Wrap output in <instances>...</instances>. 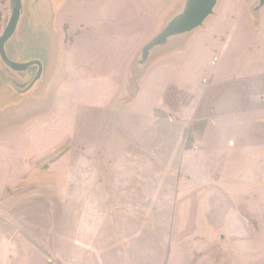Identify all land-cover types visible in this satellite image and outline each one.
Returning a JSON list of instances; mask_svg holds the SVG:
<instances>
[{"label": "rangeland", "instance_id": "1", "mask_svg": "<svg viewBox=\"0 0 264 264\" xmlns=\"http://www.w3.org/2000/svg\"><path fill=\"white\" fill-rule=\"evenodd\" d=\"M183 1L23 0L6 52L43 69L18 93L37 67L0 59V264H264V5L139 67Z\"/></svg>", "mask_w": 264, "mask_h": 264}, {"label": "water", "instance_id": "2", "mask_svg": "<svg viewBox=\"0 0 264 264\" xmlns=\"http://www.w3.org/2000/svg\"><path fill=\"white\" fill-rule=\"evenodd\" d=\"M218 0H184L179 11H177L165 24L162 30L153 36L141 49L137 65L144 67L151 51L159 46H163L175 37L185 36L195 29L201 27L204 21L213 14L214 8ZM39 0H32V7L38 4ZM264 5V0H258L253 7V11H257ZM9 18L0 34V59L11 70L16 72H24L31 66H36L37 71L32 80L24 88H19L14 83L6 80L18 93L27 92L42 74V62L38 59H32L26 62H19L10 59L7 55L5 45L13 34L17 31L21 24V16L23 14V0H9ZM41 169H47V165H42ZM220 239L225 236L219 232Z\"/></svg>", "mask_w": 264, "mask_h": 264}, {"label": "built area", "instance_id": "3", "mask_svg": "<svg viewBox=\"0 0 264 264\" xmlns=\"http://www.w3.org/2000/svg\"><path fill=\"white\" fill-rule=\"evenodd\" d=\"M216 62H217V58L214 57V58L212 59V61H211V64L214 65ZM203 82H206V80L204 79ZM168 120H169V121H172L173 118H172V117H168ZM228 144H229V146H232V145H233V141H229ZM193 147H194V148H197V146H193Z\"/></svg>", "mask_w": 264, "mask_h": 264}, {"label": "crops", "instance_id": "4", "mask_svg": "<svg viewBox=\"0 0 264 264\" xmlns=\"http://www.w3.org/2000/svg\"><path fill=\"white\" fill-rule=\"evenodd\" d=\"M251 30H252V27H251ZM214 65H215V64H214ZM240 72H241L244 76H246V75L248 76V75H250V73L255 72V71H247V72H246V69H245V70H241Z\"/></svg>", "mask_w": 264, "mask_h": 264}]
</instances>
